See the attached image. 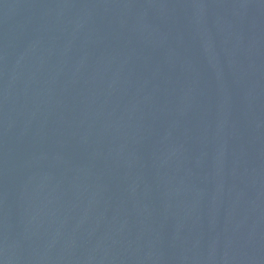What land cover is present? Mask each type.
<instances>
[{"label":"water","instance_id":"water-1","mask_svg":"<svg viewBox=\"0 0 264 264\" xmlns=\"http://www.w3.org/2000/svg\"><path fill=\"white\" fill-rule=\"evenodd\" d=\"M0 264H264V0H0Z\"/></svg>","mask_w":264,"mask_h":264}]
</instances>
